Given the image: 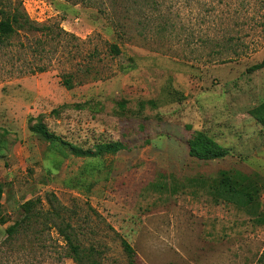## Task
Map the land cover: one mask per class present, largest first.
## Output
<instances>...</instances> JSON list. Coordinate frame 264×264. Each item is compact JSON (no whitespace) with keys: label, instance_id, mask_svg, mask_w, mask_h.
<instances>
[{"label":"rangeland","instance_id":"rangeland-1","mask_svg":"<svg viewBox=\"0 0 264 264\" xmlns=\"http://www.w3.org/2000/svg\"><path fill=\"white\" fill-rule=\"evenodd\" d=\"M13 1L41 29L0 55V264H77L64 229L100 264H130L122 239L136 264H264V0ZM196 130L225 156H190Z\"/></svg>","mask_w":264,"mask_h":264},{"label":"trees","instance_id":"trees-1","mask_svg":"<svg viewBox=\"0 0 264 264\" xmlns=\"http://www.w3.org/2000/svg\"><path fill=\"white\" fill-rule=\"evenodd\" d=\"M85 3H90V0H80ZM149 6L157 4L156 0H145ZM115 25L119 22H114ZM41 25L36 24L29 19L28 15L20 9V2L15 3L13 0H0V55L5 57L12 46V38L19 31L23 30L27 33H35L40 31ZM120 36L118 30H115ZM24 47V44H20ZM111 51L119 53L117 46L112 45ZM0 56V57H1ZM264 66V59L261 63L253 67L258 69ZM64 85L69 87L68 79H64ZM256 121L264 127V101L256 106L253 110ZM189 155L198 160L219 159L225 156L226 149L214 141L211 137L205 135L202 131L196 130L192 133L188 140ZM120 147L117 143H109L100 146L99 151L111 152L116 151ZM236 178V176L225 170L219 172V179L217 185L213 187L214 194L216 193L222 200L231 201L240 208L244 209L248 214L254 217L256 221L262 220L263 217L258 211V188L257 183L252 177L243 176V179ZM244 181V182H243ZM3 190L0 185V199ZM32 202L30 200L21 204V212L24 214L21 218L22 221L28 216L31 211ZM0 223H5L4 219H0ZM16 221L14 224L7 227L6 231L9 235L13 234L19 224ZM62 237L69 249L70 257L77 264H100L98 260L93 257L90 251H86L79 244L73 242L74 237L65 229L61 230ZM123 251L125 252L128 262L136 264L135 252L130 244L125 240H121Z\"/></svg>","mask_w":264,"mask_h":264}]
</instances>
